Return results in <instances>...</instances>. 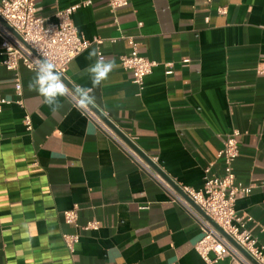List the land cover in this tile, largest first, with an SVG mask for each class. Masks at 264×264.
Listing matches in <instances>:
<instances>
[{
    "label": "crops",
    "instance_id": "1",
    "mask_svg": "<svg viewBox=\"0 0 264 264\" xmlns=\"http://www.w3.org/2000/svg\"><path fill=\"white\" fill-rule=\"evenodd\" d=\"M34 1L52 22L56 11L89 1L71 20L97 42L69 62L65 80L91 87L88 69L98 53L114 60L118 67L93 90L90 108L157 157L175 185L200 189L205 167L208 176L221 174L217 152L237 131L236 182L258 185L236 200L235 211L251 217L247 228L264 246V76L256 72L264 57V0H128L115 9L109 0ZM128 38L155 63L142 87L119 63L131 50ZM2 58L0 49V97L11 104L0 112V264H202L194 248L201 231L184 207L70 96L52 112L29 89L35 72L23 66L16 103ZM71 208L79 226L96 221L97 228L67 224L62 213ZM75 232L80 237L69 250L62 234ZM214 264L240 263L224 257Z\"/></svg>",
    "mask_w": 264,
    "mask_h": 264
},
{
    "label": "built area",
    "instance_id": "2",
    "mask_svg": "<svg viewBox=\"0 0 264 264\" xmlns=\"http://www.w3.org/2000/svg\"><path fill=\"white\" fill-rule=\"evenodd\" d=\"M112 9L126 6L128 0H109ZM89 1L77 3L55 12V21L38 15L34 0H0V49L3 67L13 75V88L20 103L22 85L19 67L35 72L37 60H48L56 65V72L65 83V72L69 62L89 47L94 40L79 34L72 23L71 14L77 7L88 5ZM208 21L207 18H205ZM131 46L129 53L119 56V63L130 71L131 81L142 87L144 78L155 65L139 54L138 42L128 38ZM102 57L98 53V58ZM184 63L188 59L183 60ZM166 73L171 72V64ZM258 75L264 76V57L256 69ZM66 84V83H65ZM69 88V86L66 84ZM70 89V88H69ZM72 99V97L70 96ZM74 102V100L72 99ZM11 104L8 99L0 97V112L4 105ZM75 104V102H74ZM81 110V109H80ZM106 136L122 151L128 160L143 171L149 178L164 189L174 201L178 202L199 225L201 237L195 244V250L202 264H214L219 259L229 257L240 264H251L234 243L243 249L258 264H264V246L258 245L257 239L247 228L251 217H243L236 213L235 202L247 195L258 184L241 185L236 182L232 163L238 155L235 142L237 131L230 135L224 146L217 152L222 159V170L218 176H208L209 168H204V184L200 189L175 185L158 166L155 156H148L137 148L134 137L118 130L106 113L91 108L81 110ZM24 122L30 129V120L25 116ZM264 186V179L259 183ZM63 219L67 224L81 230L96 229V221H88L78 225L76 208L64 211ZM80 235L64 233L62 239L69 250H73ZM135 264V263H132Z\"/></svg>",
    "mask_w": 264,
    "mask_h": 264
},
{
    "label": "clouds",
    "instance_id": "3",
    "mask_svg": "<svg viewBox=\"0 0 264 264\" xmlns=\"http://www.w3.org/2000/svg\"><path fill=\"white\" fill-rule=\"evenodd\" d=\"M97 55L96 51L89 52L88 58L92 59ZM118 65L114 60L98 58L88 69L91 87L77 86L69 89L56 72V65L48 60H37L35 65V75L28 82L30 90L36 91L52 112H57L63 106L60 102L62 97L71 96L76 106L81 110H88L96 103L93 90L100 87ZM11 102V98H8ZM86 132L88 129L86 128Z\"/></svg>",
    "mask_w": 264,
    "mask_h": 264
},
{
    "label": "water",
    "instance_id": "4",
    "mask_svg": "<svg viewBox=\"0 0 264 264\" xmlns=\"http://www.w3.org/2000/svg\"><path fill=\"white\" fill-rule=\"evenodd\" d=\"M65 83L68 85L67 81L64 79ZM70 89H74L71 86H69ZM234 245L240 250V252L250 261L251 264H258L253 258H251L248 253H246L243 249H241L240 247H238L235 243Z\"/></svg>",
    "mask_w": 264,
    "mask_h": 264
}]
</instances>
